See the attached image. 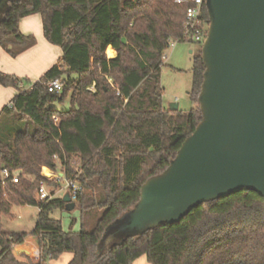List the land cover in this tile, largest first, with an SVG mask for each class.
I'll return each instance as SVG.
<instances>
[{
    "label": "trees",
    "instance_id": "16d2710c",
    "mask_svg": "<svg viewBox=\"0 0 264 264\" xmlns=\"http://www.w3.org/2000/svg\"><path fill=\"white\" fill-rule=\"evenodd\" d=\"M187 7L175 0H16L9 5L0 22V47L13 57L34 47L36 38L24 35L20 23L40 14L46 40L62 49L63 58L29 89L0 72V85L19 92L0 114L2 123L14 119L0 130V264H47L66 253L73 255L69 264H133L142 257L149 264H264V198L253 192L204 204L178 224L123 239L117 235L109 244L103 240L202 120L199 107L183 114L163 103V55L171 39H181ZM203 19L209 23L206 5ZM109 47L117 53L114 59L108 58ZM204 72L200 52L193 67L194 104ZM56 79L64 85L61 95L48 91ZM68 95L69 110L48 108ZM44 168L64 175L44 178ZM3 169L19 183L6 181ZM68 180L83 189L74 202L81 212L78 232L76 221L66 232L52 218L66 206L64 195L53 189ZM41 181L51 188L52 199L35 198ZM25 206L39 209L33 232H5L3 218ZM28 239L37 241L39 259L14 253Z\"/></svg>",
    "mask_w": 264,
    "mask_h": 264
},
{
    "label": "water",
    "instance_id": "95a60500",
    "mask_svg": "<svg viewBox=\"0 0 264 264\" xmlns=\"http://www.w3.org/2000/svg\"><path fill=\"white\" fill-rule=\"evenodd\" d=\"M15 1L0 0L1 19ZM206 8L202 120L169 167L146 182L139 203L107 229V244L133 213L159 221L143 234L241 192L264 198V0H206ZM168 110L179 111V104ZM62 200L65 211L75 210L70 192Z\"/></svg>",
    "mask_w": 264,
    "mask_h": 264
},
{
    "label": "rangeland",
    "instance_id": "374dc122",
    "mask_svg": "<svg viewBox=\"0 0 264 264\" xmlns=\"http://www.w3.org/2000/svg\"><path fill=\"white\" fill-rule=\"evenodd\" d=\"M22 22L21 32L24 35H33L37 40L36 45L16 57L11 56L0 47V72L14 76L23 82L25 89H29L39 82L49 70L61 62L63 51L51 45L45 39L42 19L39 14L27 17ZM202 46L203 43H178L174 48H169L165 52L168 59L163 61L164 66L162 67L161 84L164 92L163 103L166 109H170L171 104L178 103L179 112L187 114L193 108L199 107L198 103L194 104L192 101L191 93L194 88L193 67L195 58L201 52ZM64 78L68 80L69 76L65 75ZM3 89L12 90L14 93L13 97L18 92L16 88H4L0 85V114L5 107L10 106L12 100L7 93L5 94L6 91H2ZM48 108L58 111L69 110L71 108V96H66L62 102L56 101L48 105ZM13 120V118H9L3 123L0 122V130H6L11 127L10 125L13 124ZM50 171L54 176L61 174L60 169L57 172ZM42 173L43 176L44 173L47 175L48 169L45 168ZM53 179L52 177L50 180ZM65 187L66 182L64 181L62 187L53 190L57 196H63L67 192ZM50 190L51 188L49 187ZM35 198H37V193H35ZM12 214V218H3L4 231L27 234L33 232L39 215V209L37 207H14ZM52 218L60 221L66 232L70 231L72 221H76L73 229L77 232L80 231L81 212L79 206L72 212L55 211L52 214ZM158 224L159 221L156 217L144 219L141 214L133 213L126 222L122 223L121 227L124 229H122V234H118V237L123 239L128 234H137ZM20 247L16 248L15 251L20 249ZM71 259H73V255L66 253L58 260H48L47 264H69ZM140 262L142 261H137V263L133 264H140Z\"/></svg>",
    "mask_w": 264,
    "mask_h": 264
},
{
    "label": "built area",
    "instance_id": "2783aa9c",
    "mask_svg": "<svg viewBox=\"0 0 264 264\" xmlns=\"http://www.w3.org/2000/svg\"><path fill=\"white\" fill-rule=\"evenodd\" d=\"M178 4H187L186 17L184 21V32L181 39H171L169 41V48H174L178 43H197L202 44L205 42L207 37V32L209 28V23L205 22L203 19L204 6L206 5V0H175ZM167 49V50H168ZM168 56L163 55V61L167 60ZM93 89V88H92ZM90 89V90H92ZM64 90L63 83L56 79L48 84V91L52 94L61 95ZM57 159V157H55ZM45 169V168H44ZM43 169V170H44ZM48 169V168H47ZM4 179L10 180L13 184L19 183V177L10 173L8 169H3L2 171ZM43 175V173H42ZM63 173L56 176L48 169V174L44 173V178L59 180L63 177ZM66 191L71 193L72 200L75 202L78 196L82 193V187L75 180L66 181ZM53 198V195L49 191V187L45 181H41L37 191V200L44 201L50 200ZM36 259L40 258V250L36 254Z\"/></svg>",
    "mask_w": 264,
    "mask_h": 264
},
{
    "label": "crops",
    "instance_id": "0c3cea01",
    "mask_svg": "<svg viewBox=\"0 0 264 264\" xmlns=\"http://www.w3.org/2000/svg\"><path fill=\"white\" fill-rule=\"evenodd\" d=\"M40 15V14H39ZM41 16V15H40ZM41 19H42V16H41ZM25 20V18L22 20V21H24ZM21 21V23H20V28H21V25H22V22ZM42 26H43V22H42ZM46 39V38H45ZM107 55H108V58H110V59H114L115 57H116V55H117V53H116V51L112 48V47H109L108 48V50H107ZM4 88H6V87H4ZM32 88V87H31ZM1 91V90H0ZM2 91H6L5 92V94L7 93V95L9 96V98H12V100H11V102L13 101V99L15 98V97H13V95H14V93L12 92V90H9V89H3ZM4 93V92H3ZM19 92H17L16 94H15V96L18 94ZM13 217V216H12ZM11 217V218H12ZM36 226V225H35ZM4 230H5V228H4ZM5 232H8V231H5ZM23 251H27L28 252V254H26L25 252H23ZM37 252H39V248H38V245H37V241L35 240V239H28L21 247H20V249H18V250H16L15 251V254L18 256V257H20L21 255H23V254H26V255H28V256H32V257H36V254H37ZM142 259V260H141ZM72 260V259H71ZM137 261H142V262H140V264H149L148 263V261H147V258L146 257H142V258H140V259H138ZM137 261L136 262H134V263H137ZM71 262V261H70ZM69 262V263H70Z\"/></svg>",
    "mask_w": 264,
    "mask_h": 264
}]
</instances>
